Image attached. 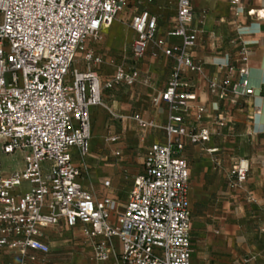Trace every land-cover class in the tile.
I'll list each match as a JSON object with an SVG mask.
<instances>
[{
    "label": "built area",
    "instance_id": "built-area-1",
    "mask_svg": "<svg viewBox=\"0 0 264 264\" xmlns=\"http://www.w3.org/2000/svg\"><path fill=\"white\" fill-rule=\"evenodd\" d=\"M229 1L240 15L241 0ZM128 2L0 0V150L24 152L22 169L0 174V253L19 254L18 264L47 262L51 247L46 231L61 223L91 244V259L97 263L193 264L189 163L182 153L188 145H204L221 135L228 118L221 113L204 126L210 111L205 105L191 104L196 92L185 75L196 73L220 103L217 109L225 113L229 105L255 93L249 82L250 48L240 40L235 54L239 64L225 65L224 77L214 78L192 57L203 23H195L193 0H175V25L165 36H158L156 16L148 11L136 15L133 57L142 59L152 44L154 57L163 55L174 65L165 89L153 98L155 105H166V123L140 113L128 118L137 124L142 140L150 129H159L166 141L147 150L143 173L135 178L125 203L98 197L79 181L88 171L91 108L103 105V88L150 82L142 79L138 67L123 63L103 84L92 68L109 57L96 53L91 43L103 39ZM247 14L264 20V8ZM171 39L177 41L170 43ZM79 51L88 64L86 70L74 67ZM121 140L120 135L107 139ZM214 162L220 165L218 158ZM249 170L247 160L237 161L227 175L229 187L242 189Z\"/></svg>",
    "mask_w": 264,
    "mask_h": 264
},
{
    "label": "crops",
    "instance_id": "crops-1",
    "mask_svg": "<svg viewBox=\"0 0 264 264\" xmlns=\"http://www.w3.org/2000/svg\"><path fill=\"white\" fill-rule=\"evenodd\" d=\"M165 1L148 0L146 3L145 0V9L136 14L118 15L106 29L108 40L114 39L121 34L130 20L132 31H127L125 37L129 36L131 39L130 57L127 56L126 44H122L116 52H109L107 60L113 62L116 67L123 63L128 66L127 61L133 60V64L128 67H138L142 79L150 81L147 84L143 80L133 87L121 85L110 90L112 94L108 95V89L103 88L107 89L104 90L103 99L108 103L107 106L104 103V107L116 115L125 117L129 113H140L158 124L167 121L166 105H155L153 98L165 89L174 61L163 55L154 57L155 48L152 44L142 59L136 60L132 54V44L137 37L132 21L136 15L148 11L152 16H156L159 37L165 36L175 25L176 12L169 21L170 25L164 30L160 27V15ZM241 3L243 10L236 16L229 0H193L195 23L203 21L198 43L192 50L193 59L202 64L211 77L221 79L225 74V65L239 64L235 54L237 43L243 40L250 48L249 82L255 90L253 95L240 98L236 105H229L228 111L224 113L222 109H217L220 103L209 94L206 85L196 73L185 75L186 82H189L196 92V98L191 104L205 105L210 111L203 125L209 126L221 113L228 118V124L221 131V135L212 136L204 145H188L182 153V157L189 163L193 264H264V20H256L247 14L250 9H263L264 0H241ZM176 41L177 39H171L170 43ZM110 78H103L102 83ZM126 87L131 90L129 95L121 93ZM90 112L91 120L94 116L100 123L103 121L105 112L102 107L93 106ZM117 124L119 132L109 133L105 137V150H97L95 146L91 149L90 146L86 158L88 171L83 172L79 181L98 197L109 196L123 204L127 200L120 196L123 183L131 180L132 185L135 178L143 173L147 150L153 143L165 142L166 138L162 130L150 129L145 139H141L140 142L144 143H140L138 149L125 153L122 141H107L113 135H120L122 140L132 135L129 120L120 118ZM133 130L136 134L141 133L135 123ZM93 135L96 136L92 126ZM140 148L144 150L141 151ZM208 148L218 150L209 153ZM115 150H119L120 155H116ZM74 158L75 162H80L76 151ZM215 158L219 159V166L215 164ZM240 159L248 161V179L242 189H231L227 175ZM23 166L15 170L22 169ZM10 172L12 171L5 174ZM106 181H110L109 186L105 185ZM128 193L129 190L127 196ZM60 232H67V237L63 238ZM60 238L70 244L55 247L56 240ZM46 241L51 247V252L44 264H67L63 260V248L68 246L73 248L75 259L94 263L91 259V244L76 236V232L67 228L64 223L48 228ZM36 254L44 257L42 253ZM20 260L21 257L17 253L6 250L0 253L1 264H18ZM104 264L117 263L112 260Z\"/></svg>",
    "mask_w": 264,
    "mask_h": 264
},
{
    "label": "rangeland",
    "instance_id": "rangeland-1",
    "mask_svg": "<svg viewBox=\"0 0 264 264\" xmlns=\"http://www.w3.org/2000/svg\"><path fill=\"white\" fill-rule=\"evenodd\" d=\"M146 3H148V0H146ZM146 3H145V0H130L129 4L126 5V8L122 12H120L119 15H122L124 13L128 15L136 14L137 12L145 9ZM175 12H176L175 0H166L164 9L162 10V13L160 15V27L162 28V30H164L168 25H170L169 21L175 15ZM127 31L128 32L132 31L130 27V20H129V23L125 24L123 31L118 37L114 39L109 38L108 40L107 30H105L103 39L99 43H91L90 47H92L96 53L105 54L108 56L109 52L110 53L116 52V50H119L118 48L119 46H122V44L123 45L126 44L127 53H128L127 56L129 58L131 55L129 54L130 48H131V39L129 38V36L125 38ZM127 62H128V66H131V64H133L132 63L133 60L129 59ZM87 66L88 64L83 58V52L79 51L76 55L74 67L79 68L81 70H86ZM92 68L99 72L100 79L103 82V78H110L114 74L116 66L113 62H110L107 60L103 64L92 65ZM104 90H107V89H104ZM104 90H102L103 105H101L100 107L103 108V111L105 112V114L103 116V121L101 123L98 121L97 117L92 116L93 132H95L96 136L94 135L92 136V140L90 143L91 149L93 148V146H95V149L97 150H105L106 135L109 133L119 132V129H118L119 126L117 124V120H119L120 117L113 115L110 109L104 107L105 104L106 106L108 105V103H105L103 99ZM110 90L112 89L107 90V95L112 94V91ZM121 93L129 95V93H131V90L126 87L121 91ZM130 115L131 114L129 113L125 117L131 123L132 135L127 137L125 140H121L122 141L121 143L124 146L125 153L138 149L140 143H144V142H140L141 137H142L141 133L136 134L135 130H133L135 122L132 119L128 118V116ZM140 149L141 151L144 150V148H140ZM23 164H24V152L22 150H18L12 154H4L0 150V174L13 171L17 169L18 167H22ZM131 182L132 181L129 180L123 183V188L120 190V196L123 199L127 198V191L130 190L131 188L130 187ZM59 234H61L63 238H66L68 235L67 232H60ZM62 244L69 245L70 242H66L65 239L60 238L56 240L55 247H60ZM63 251H65L63 254L64 255L63 260L67 264H104V263H97V262L91 263L88 261L83 262L80 259L78 260L75 259L74 254H73L74 250L70 246H68L66 249L63 248Z\"/></svg>",
    "mask_w": 264,
    "mask_h": 264
}]
</instances>
